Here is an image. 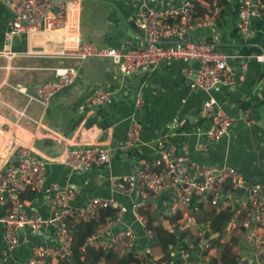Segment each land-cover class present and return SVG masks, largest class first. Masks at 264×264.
<instances>
[{
  "label": "crops",
  "instance_id": "crops-1",
  "mask_svg": "<svg viewBox=\"0 0 264 264\" xmlns=\"http://www.w3.org/2000/svg\"><path fill=\"white\" fill-rule=\"evenodd\" d=\"M147 1L153 6H161L179 0ZM235 1H221L211 24L195 26L189 31L193 39L211 41L225 53L232 74L244 63L243 77L234 86H218L209 91L188 86L183 68L194 69L193 61L164 59L154 67L123 74L109 58L103 56L61 59L26 54L24 51L29 43L25 35L15 36L10 54L0 52V156L5 157L4 143L7 139L11 142L15 139L24 142L36 157L49 154L45 159L44 180L60 184L75 183L77 190L70 201L72 204H79L88 195L112 196L128 207L123 213L124 223L132 222L135 225L129 206L137 193L125 195L114 192L109 185L108 176L131 172L142 163V159L132 161L119 151H111V158L107 163L80 170H71L62 162L50 159L67 146L84 143L114 146L123 138L130 124L131 114L134 113L139 122V139L135 146L141 152L149 154L157 139L172 137L189 158L207 163H229L245 183L264 184V59L256 61L252 56L254 53L264 52V16L251 19L250 31L245 38L237 36L234 32ZM198 3L204 13L208 3L202 0ZM135 9L136 5L131 0H80L78 8L70 10L68 16L79 39L94 40L102 45L136 46L142 42L141 32L126 20L127 15ZM8 18V10L0 3V49ZM53 34L54 31L36 33L32 42L38 43L40 39L52 37ZM68 37H72V34L69 33ZM243 44L256 51L242 53L240 49ZM67 64H73L78 69L69 86L56 92L46 105L28 100L27 95L33 92L36 81L51 78L55 66ZM96 88L107 92L106 100L92 107H85V95ZM136 94L141 96V104L137 110L133 106ZM208 96H212L219 107L232 117V122L226 135L211 144L202 142V146L198 147L201 134L196 129H203L207 125V120L199 116V109ZM19 111H23V114L19 115ZM7 161L14 162V154L10 153ZM3 194L6 195V192ZM25 199L27 205L34 206L40 212L48 211L41 194ZM244 199L245 193L239 188L233 192L228 203L241 205ZM170 204L168 192L163 191L155 201L152 200L147 205L154 221L166 225L169 222L167 216L183 209L178 219L186 221L188 218L185 213L189 215L192 218L188 219L190 231L195 232L203 224H194L195 218L188 212L191 206L197 209V205L194 208L190 203ZM2 212L0 204V214ZM236 223L225 221L222 240L228 239ZM117 226L109 225L108 229L113 231ZM236 233H239L237 241L243 254L247 249L242 243V231ZM1 234L0 224V264H26L24 261L32 245L54 240L52 228L47 225L34 232L26 228L20 229L19 242L13 248L6 246ZM139 235L140 233L134 239L132 249L140 251L144 240ZM201 241L202 239L199 244ZM205 250V254H202ZM199 252L215 262L214 246L204 249L198 246L184 254L172 249L170 259L164 264H184L186 259L198 258ZM51 264L57 263L52 260Z\"/></svg>",
  "mask_w": 264,
  "mask_h": 264
},
{
  "label": "built area",
  "instance_id": "built-area-1",
  "mask_svg": "<svg viewBox=\"0 0 264 264\" xmlns=\"http://www.w3.org/2000/svg\"><path fill=\"white\" fill-rule=\"evenodd\" d=\"M80 0H0L8 10L9 18L2 33L1 53L10 54L13 38L25 35L28 46L26 54L53 56L64 59H81L86 56H103L109 58L114 67L123 74H130L147 67H154L164 59H179L194 62V69L184 67L187 83L190 88L209 91L218 86L232 87L243 77L244 63L236 73L230 72L227 55L217 49L213 42L196 40L190 37L189 31L195 26H206L212 23L220 4L211 0L210 11L200 17L194 15L196 0H179L161 6H153L147 0H131L136 9L127 15L141 32V44L136 46L102 45L94 40L79 39L74 24L69 19V11L77 9ZM227 1V0H224ZM236 19L234 32L245 38L250 31L253 17L264 16V0H236ZM54 31L52 37L40 39L33 43L34 34ZM72 34V37L68 35ZM256 61L264 59V52L252 55ZM78 69L73 64L54 67L51 78L36 81L33 92L27 95L40 105L58 91L69 86L75 79ZM107 98V92L96 88L89 91L83 100L85 107H92ZM141 104V96L136 94L133 106ZM19 115L23 111L18 112ZM199 116L207 120V125L199 131L197 146L211 144L226 135L231 127L232 117L219 107L212 96H208L201 104ZM35 121V120H34ZM139 122L134 113L124 136L114 146L108 144L84 143L67 146L57 151L50 159L60 161L71 170H80L93 166H101L111 158V151H119L128 157V148L139 139ZM157 139L153 145V156L142 159V163L131 172L113 173L108 176L111 189L119 194L136 192L137 197L129 208L133 213V223H124L123 213L127 206L108 195H88L79 204L70 201L76 194V184L67 182L60 184L44 180L45 159L49 154L36 157L28 145L18 140L7 139L4 143L5 153L0 156V214L2 238L8 248L19 242V230L22 228L34 232L43 225L52 228L54 240L37 243L30 247L24 261L26 264L57 263L70 255V239L72 232L68 219L72 222L91 218L99 207H110L113 213L97 226L83 241L85 245L99 246L104 250L122 253L132 249L134 239L140 233L145 239L151 237V231L145 227V214L138 207L146 206L163 191L168 192L171 204H195L209 191L214 193L210 202L219 209L229 206L232 214L226 223H236L242 227V243L250 253L248 264H264V184L259 182L245 183L234 166L226 162L207 163L189 158L183 148L176 143L164 144ZM14 154V162H8L9 154ZM150 166L155 168H150ZM228 182L229 189H222ZM28 188L33 194L44 197L48 211L40 212L34 206L27 205L21 191ZM239 188L245 193L241 205H230L228 201L233 192ZM6 192V195L3 193ZM195 208V205H193ZM185 217L192 219L185 213ZM186 219L187 221H189ZM118 225L113 231L108 226ZM223 230V229H222ZM208 223L198 226L195 234L202 239L201 244H183L177 248L180 254L187 253L193 247L207 246L205 235L211 233ZM242 255V253H241ZM240 255V257H241ZM239 257V259H240ZM164 260L161 264H164ZM96 264H104L98 261ZM184 264H222L213 262L200 255L194 260L186 259Z\"/></svg>",
  "mask_w": 264,
  "mask_h": 264
},
{
  "label": "trees",
  "instance_id": "trees-1",
  "mask_svg": "<svg viewBox=\"0 0 264 264\" xmlns=\"http://www.w3.org/2000/svg\"><path fill=\"white\" fill-rule=\"evenodd\" d=\"M199 1L201 0H196L194 2L195 16L205 15L211 9V0H202L210 5L206 4V10L202 13V8L199 7ZM221 1L223 2L224 0H216L217 4H221ZM240 51L242 53H247L249 51H256V49L243 44ZM162 140L164 144L173 142L179 145L178 141L172 137ZM153 154L154 151L149 154L143 153L135 145L128 148V158L136 162L141 159H147L153 156ZM150 168L155 167L150 166ZM225 188H230L228 182L222 184V189ZM33 195L34 194L29 191L28 188L21 191V196L23 197L32 198ZM213 195L214 193L207 191L202 198L198 199L195 201V204H193L197 205V209H193L191 206L189 208L191 210H188V212L195 218L194 224L204 223L206 221L208 225H210L212 232L209 235H205V237L207 246L215 247L216 254L213 260L222 264H239L241 248L237 241L239 233H236V231L241 233L242 227L236 223V227L231 230V235L227 239L229 241L221 239L224 236L222 226L231 216L232 208L225 206L216 209L210 202ZM149 203L150 202H147L146 206H141L137 209L140 213L145 214V227L149 228L151 231V237L145 239L144 245L143 242H141L143 246L142 250L125 249L122 253H118L110 249L104 250L99 246L85 245V247L81 248L85 238L93 233L97 226L102 224L114 211V209L110 207H99L95 210V214L89 219L77 220L75 222L68 219L69 227L72 232L69 245L70 255L62 260H58L57 264H96L98 261H103L104 264H161L162 260L167 263L170 259V251L172 249L178 252L177 248L183 246V244L186 245V243L199 245L200 238L194 231H190L191 227H189L188 221L178 219L183 209L167 216L169 222L163 225L157 220L154 221V216L147 207ZM206 211L209 213L208 219L204 216ZM135 228L140 231L138 226H135ZM262 230L264 233V224ZM137 251H139V253ZM205 252L206 250L202 251V254H205ZM157 253L161 254L159 256H154Z\"/></svg>",
  "mask_w": 264,
  "mask_h": 264
},
{
  "label": "water",
  "instance_id": "water-1",
  "mask_svg": "<svg viewBox=\"0 0 264 264\" xmlns=\"http://www.w3.org/2000/svg\"><path fill=\"white\" fill-rule=\"evenodd\" d=\"M249 257H250L249 251L244 252L239 259V264H248Z\"/></svg>",
  "mask_w": 264,
  "mask_h": 264
},
{
  "label": "rangeland",
  "instance_id": "rangeland-1",
  "mask_svg": "<svg viewBox=\"0 0 264 264\" xmlns=\"http://www.w3.org/2000/svg\"><path fill=\"white\" fill-rule=\"evenodd\" d=\"M205 217L208 219L209 218V213H207V215H205ZM210 226V225H209Z\"/></svg>",
  "mask_w": 264,
  "mask_h": 264
}]
</instances>
